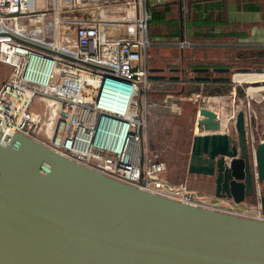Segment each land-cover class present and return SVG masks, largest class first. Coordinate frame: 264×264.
Instances as JSON below:
<instances>
[{"label":"water","instance_id":"1","mask_svg":"<svg viewBox=\"0 0 264 264\" xmlns=\"http://www.w3.org/2000/svg\"><path fill=\"white\" fill-rule=\"evenodd\" d=\"M194 70L206 72L196 79H231ZM198 114L188 171L213 175L215 196L240 203L254 192L244 111L236 137L219 130L218 113L204 102ZM254 160L264 213V141ZM0 264H264V220L152 193L0 129Z\"/></svg>","mask_w":264,"mask_h":264},{"label":"built area","instance_id":"2","mask_svg":"<svg viewBox=\"0 0 264 264\" xmlns=\"http://www.w3.org/2000/svg\"><path fill=\"white\" fill-rule=\"evenodd\" d=\"M35 1L0 0V62L12 66L0 86L3 133L20 132L89 168L152 193L264 220L254 160L256 143L264 139H247L257 198L252 206L207 197L187 182L163 177L166 160L149 143L147 116L152 102L144 53L149 46L151 7L170 0H51V16L45 11L34 13ZM34 19L37 24L32 25ZM178 45H191L186 34ZM258 51L247 52L244 62L250 63V56ZM241 67L248 66L235 68L232 74L250 77L230 78L243 87L247 103L264 98V65L261 69ZM41 102L60 108L48 114ZM51 115H55L56 127L46 139L39 130L49 134Z\"/></svg>","mask_w":264,"mask_h":264},{"label":"rangeland","instance_id":"3","mask_svg":"<svg viewBox=\"0 0 264 264\" xmlns=\"http://www.w3.org/2000/svg\"><path fill=\"white\" fill-rule=\"evenodd\" d=\"M167 2L168 1L165 3ZM35 3L36 5L33 10L34 13L37 14L38 12L45 11L47 16L52 15L53 2L51 0H45L42 2L36 0ZM168 6L171 9L164 19L152 18L148 23L149 34H147L149 38V46L144 53V62L146 63L147 68L164 67V73L167 75L164 79L149 80L151 89H154L148 98L149 101L152 102V106L149 108L148 113L149 140L155 149H160L166 160L167 170L163 174L164 178L174 183L187 182L193 189L202 192L210 191L214 194V186L211 181L202 180L200 183H195L187 178L190 173L188 171V163L193 135L199 133L197 127L199 107L202 102L213 110L217 107L221 118L220 129H225L227 133L234 137L237 135L234 125L236 113L239 110H243L245 114L246 139L249 141L255 139V141H257L259 139H264V98L260 100L251 98L247 103L244 98V93L241 94V92H238V89L236 90V86L234 89L232 85V92L229 91L230 96L225 98L223 103L213 101L211 96L219 94L205 93L206 91L203 89L208 87L205 86L207 84L199 85L198 79L194 76L197 74L193 71L190 72L195 63V61L192 60V56H197V51L192 45L184 48V50L178 45L180 38V19L182 32L187 35L188 39H190L192 37H190V29L195 14L191 13L187 0H185V2L182 0V8L179 6V0H170ZM34 17L35 14L33 18ZM202 21L203 19H196V23L200 24V27H206ZM32 23V25L37 24V21L34 19ZM202 30L204 29H200L196 32ZM151 33L158 38V42L152 41L150 37ZM183 53L186 60L185 70L187 67L188 73L183 75L184 81L179 78V80H173V78H170L169 76L179 75V72H170L169 68L170 66H176L175 68L182 66L183 56H181V54ZM239 65L251 68L258 66L261 67L264 65V57L256 63L258 66L247 62H243ZM11 69L12 66L0 62V86L8 77ZM235 75L236 74H233V78L238 76ZM229 82L234 85H240L235 84L236 81L232 79H230ZM203 85L205 86L204 88ZM198 86L201 91L197 90ZM229 92L222 94H228ZM41 105L44 108V112L48 114L54 112V110L56 112V109L58 110L60 108V105H57V108L53 106V109H51V103L43 106V103L41 102ZM46 106L48 108L45 109ZM35 107L38 110L40 109L39 105H35ZM232 113L233 116H231ZM51 118L52 121L48 124V126H52L49 130V134L39 130V133H41L46 139L50 138L56 127L55 115H51ZM213 196L214 195H212V198ZM217 198L228 203L231 202V200H228L227 198ZM236 204L239 205L238 203ZM240 204H242V202Z\"/></svg>","mask_w":264,"mask_h":264},{"label":"crops","instance_id":"4","mask_svg":"<svg viewBox=\"0 0 264 264\" xmlns=\"http://www.w3.org/2000/svg\"><path fill=\"white\" fill-rule=\"evenodd\" d=\"M187 1L191 9V13L195 14V17L192 19L193 24L190 29V37H192L189 39L192 47H194L197 51V56H192V60L195 61L192 71L197 74L194 75L195 77L206 75V72L204 71L194 70V68L200 67H208V74L210 77L230 76L232 68L234 66L240 67L239 64L244 62L245 55L248 51L264 49V0ZM197 18L203 19L202 22L207 28L204 26L200 27V24L196 23ZM200 29L204 30L196 32ZM147 33L149 34L148 27ZM153 35V33L150 34L152 41L158 42V38ZM182 49L184 50V48ZM181 56H183L182 66L177 68V71L173 69L176 66H170L169 68L170 72H179V76L183 75V71L188 73L187 67L185 70L186 60L184 53L181 54ZM215 67H229L230 71L212 70V68ZM245 74L247 73H239L236 75L243 76ZM198 81L199 85L204 83H230L228 80H212L211 78H209V80L198 79ZM152 90L154 89H151L150 86L149 95L152 93ZM228 94L212 95L211 97L213 101L223 103L224 99L230 96V92ZM214 110L219 113L218 118L221 124L220 112L217 107ZM187 178L195 183H200L202 180L211 181L214 186L213 188H215L213 175L190 172ZM190 187L192 188L191 185ZM199 192L202 194L205 193L208 197H212V195H214L213 197H217L210 191ZM240 203H238V206H249L246 199L242 201V204Z\"/></svg>","mask_w":264,"mask_h":264},{"label":"trees","instance_id":"5","mask_svg":"<svg viewBox=\"0 0 264 264\" xmlns=\"http://www.w3.org/2000/svg\"><path fill=\"white\" fill-rule=\"evenodd\" d=\"M170 1H168L167 3H163V4H158V5H154L151 7V13H152V18H156V19H164L167 14L169 13L170 11V7L168 6ZM172 2V1H171ZM162 8V9H161ZM178 31V30H177ZM175 31V32H177ZM264 57V49H259L258 52H255L253 53L251 56H250V63L251 64H255ZM235 67V66H234ZM235 68H238L239 66L235 67ZM232 69V70H233ZM231 70V72H232ZM176 71H177V68H176ZM192 71V70H191ZM173 77H170V78H173V80H183L181 76L179 77H175L176 75H171ZM167 76H165L164 78H166ZM164 78H156V79H164ZM177 78V79H176ZM179 78V79H178ZM207 84V85H205ZM208 86V87H205V86ZM203 85V90L206 91L205 93H210V94H222V93H227L229 91L232 90V85H233V88L235 89V86H236V90L238 89V92H241V94L244 93L243 91V87L241 85H234L233 83H226V84H216V83H204ZM239 86V87H238ZM207 88V89H206ZM202 89V88H201ZM197 90L198 91H201L199 89V86L197 87ZM148 117V116H147ZM148 119V118H147ZM149 143L151 145V142L149 140ZM152 149H155L152 145H151ZM158 150L160 153H161V156L163 157L162 155V152L160 151V149H156ZM164 158V157H163ZM246 200L248 202V205H254L256 204V201H257V198H256V195L255 193L253 192V194L249 195L248 197H246Z\"/></svg>","mask_w":264,"mask_h":264},{"label":"bare ground","instance_id":"6","mask_svg":"<svg viewBox=\"0 0 264 264\" xmlns=\"http://www.w3.org/2000/svg\"><path fill=\"white\" fill-rule=\"evenodd\" d=\"M180 39V38H179ZM147 71H148V68H147ZM159 72H162V71H159ZM150 73L152 74V73H158V72H149L148 71V79L150 80V79H156V78H151L149 75H150ZM235 74V73H234ZM237 74V73H236ZM229 77H233V74L231 73V75L229 76ZM248 77H250V75L249 74H245V75H243V76H237V77H234V78H236V79H239V80H243V78H248Z\"/></svg>","mask_w":264,"mask_h":264},{"label":"flooded vegetation","instance_id":"7","mask_svg":"<svg viewBox=\"0 0 264 264\" xmlns=\"http://www.w3.org/2000/svg\"><path fill=\"white\" fill-rule=\"evenodd\" d=\"M176 71V70H175ZM172 72V71H171ZM183 73V75L184 74H187V73H185V71H183L182 72ZM157 74H163V75H165V73H164V70L162 71V72H158ZM183 75H181V76H183ZM165 76H167V75H165ZM191 77V76H190ZM183 79V81H184V78H182ZM249 151V150H248Z\"/></svg>","mask_w":264,"mask_h":264}]
</instances>
